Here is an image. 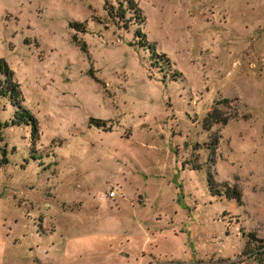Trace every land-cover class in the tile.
<instances>
[{
    "label": "rangeland",
    "instance_id": "rangeland-1",
    "mask_svg": "<svg viewBox=\"0 0 264 264\" xmlns=\"http://www.w3.org/2000/svg\"><path fill=\"white\" fill-rule=\"evenodd\" d=\"M134 2L0 0V264H258L264 0Z\"/></svg>",
    "mask_w": 264,
    "mask_h": 264
},
{
    "label": "trees",
    "instance_id": "trees-1",
    "mask_svg": "<svg viewBox=\"0 0 264 264\" xmlns=\"http://www.w3.org/2000/svg\"><path fill=\"white\" fill-rule=\"evenodd\" d=\"M128 4L135 8L134 0H127ZM81 23L70 22L69 26L75 29L76 31H82L83 28L80 27ZM138 35L143 34L139 29L136 30ZM142 45L144 42H140ZM145 45V44H144ZM146 47L154 53V44L148 43ZM0 97H7L10 100L11 105L15 108L13 118L10 120V125H28L30 126V136L32 138H37L38 135V121L33 113L24 106L23 97L20 89L19 83L15 80L13 70L9 67L8 63L4 58L0 57ZM228 117L222 116L218 109L214 108L203 118L202 126L204 129H210L211 126L215 123H226ZM89 123H94L97 126H104L105 121L95 118H90ZM6 126L9 124L4 122ZM211 147V146H210ZM5 152H3V160L0 161L2 164L7 163V158L5 157ZM1 165V164H0ZM207 183L210 189H214L216 182L211 174V172H207ZM225 194L235 199L237 202H241L242 200V191L236 185L228 186L225 189ZM247 240L245 242L244 253L248 254L249 257H252L254 261L258 264H264V244L260 238L256 236L253 232H248Z\"/></svg>",
    "mask_w": 264,
    "mask_h": 264
},
{
    "label": "built area",
    "instance_id": "built-area-1",
    "mask_svg": "<svg viewBox=\"0 0 264 264\" xmlns=\"http://www.w3.org/2000/svg\"><path fill=\"white\" fill-rule=\"evenodd\" d=\"M109 195H113V191H110V192H109Z\"/></svg>",
    "mask_w": 264,
    "mask_h": 264
}]
</instances>
